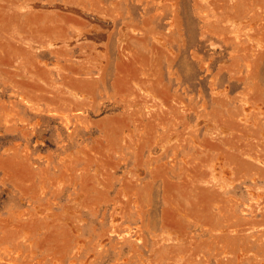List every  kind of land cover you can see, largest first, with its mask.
Segmentation results:
<instances>
[{
    "label": "rangeland",
    "instance_id": "374dc122",
    "mask_svg": "<svg viewBox=\"0 0 264 264\" xmlns=\"http://www.w3.org/2000/svg\"><path fill=\"white\" fill-rule=\"evenodd\" d=\"M0 264H264V0H0Z\"/></svg>",
    "mask_w": 264,
    "mask_h": 264
}]
</instances>
